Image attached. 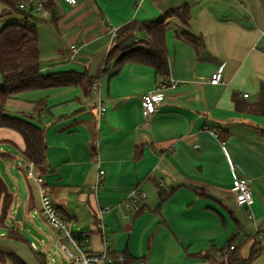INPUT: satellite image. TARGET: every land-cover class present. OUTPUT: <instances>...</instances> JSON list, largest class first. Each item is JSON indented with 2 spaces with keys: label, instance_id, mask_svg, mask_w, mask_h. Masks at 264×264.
Listing matches in <instances>:
<instances>
[{
  "label": "crops",
  "instance_id": "0c3cea01",
  "mask_svg": "<svg viewBox=\"0 0 264 264\" xmlns=\"http://www.w3.org/2000/svg\"><path fill=\"white\" fill-rule=\"evenodd\" d=\"M49 3L47 18L22 14L30 23L33 18L34 24L52 25L61 39L62 47L48 60L40 39L41 72L85 73L92 87L25 91L10 98L6 110L45 131L46 160L34 164L33 172L42 177L71 231L87 237L85 249L99 252L107 242L110 254H127L136 264H223L219 252L230 245L242 260L254 250L258 258L264 247V0ZM183 7L189 10L188 24L167 17ZM162 19L168 77L140 63H129L119 73L106 70L113 28ZM215 72L221 74L219 84L210 83ZM170 80L178 81L175 88L168 86ZM155 88L162 89L165 100L145 118L142 97ZM24 149L19 132L0 128L1 165L15 181L9 186L0 166V177L14 195L7 213L0 208V251L16 253L27 264H43L40 253L54 264V244L65 255L63 234L36 212L40 187L28 177ZM8 163L24 174L25 186ZM100 170L104 175L95 190ZM235 176L250 179V206H237L231 192ZM28 180L37 187L36 201ZM136 191L146 194L138 201L140 211L124 205ZM33 231L45 234L41 250L29 238Z\"/></svg>",
  "mask_w": 264,
  "mask_h": 264
},
{
  "label": "trees",
  "instance_id": "16d2710c",
  "mask_svg": "<svg viewBox=\"0 0 264 264\" xmlns=\"http://www.w3.org/2000/svg\"><path fill=\"white\" fill-rule=\"evenodd\" d=\"M3 6L1 17L11 12L31 14L21 11L15 0H0ZM48 7L51 9V3ZM176 17L183 24L190 20L187 7L171 11L167 17ZM166 17V18H167ZM143 33V38H138L136 33ZM165 19L151 22H132L118 29L111 48L108 51L105 68L116 70L119 73L129 63L148 65L155 70L156 75L168 77L170 66L166 51ZM185 40L193 44L197 43L193 37L182 34ZM40 37L36 24L28 21L11 22L0 30V128L7 127L19 132L25 141L23 156L26 161L41 166L46 160L47 144L45 131L28 119L11 115L6 110L7 101L13 96L31 90L82 86L88 91L92 87V80L87 75L77 72H56L43 74L42 60L40 56ZM264 112V91L260 93ZM14 195L8 190L5 182L0 177V208L7 213L13 203ZM164 201V197L161 196ZM11 235H13L11 233ZM256 235H259V231ZM79 241L84 238L82 234H74ZM255 247V246H254ZM259 254V250L251 252L246 260L238 257L237 252L231 254L229 264H252ZM112 264H134V260L127 254L118 260L116 254H111ZM38 259L46 263L43 254L37 253ZM0 264H27L16 253L0 251Z\"/></svg>",
  "mask_w": 264,
  "mask_h": 264
},
{
  "label": "built area",
  "instance_id": "2783aa9c",
  "mask_svg": "<svg viewBox=\"0 0 264 264\" xmlns=\"http://www.w3.org/2000/svg\"><path fill=\"white\" fill-rule=\"evenodd\" d=\"M21 11L25 13L40 17L47 18L51 16V10L48 5L50 0H15ZM71 4L75 0H67ZM117 28L112 29V36L115 38L117 36ZM71 49L76 52L75 46H71ZM221 82L220 72H215L212 74L210 83L219 84ZM178 84L176 80H170L168 86L170 88H175ZM99 86L94 83L93 91L98 92ZM245 97L248 94L244 95ZM165 100V96L161 88H155L152 91L145 93L142 97V109L145 118L152 117L160 108ZM99 116L102 117L106 108L103 104L99 108ZM34 163L30 162L28 164V177H30L39 187H40V202L41 206L38 211L39 214L44 216L47 222L58 229L63 234L64 242L60 245L61 251L69 258L71 264H112L113 258L108 251L107 242H105V248L102 251H88L85 246L88 244L87 237L82 240L75 238L74 233L70 229V221L64 219L58 208L54 205L52 197L50 196V191L47 187L43 185V179L38 174L33 172ZM104 171H99V178L96 186L93 189H97L102 183V178ZM231 192L235 198L237 206H250L253 202V193L250 188V179L243 176H235L232 180ZM146 194L144 192H134L125 201V206L127 209H134L135 211H140L142 205H139L138 201L145 200ZM258 231H256L255 235ZM236 250L235 245H230L227 248L221 250L219 255L223 260V264H229V258L231 253ZM118 260H122V255H117ZM136 264V263H134ZM138 264H145L144 261H140Z\"/></svg>",
  "mask_w": 264,
  "mask_h": 264
},
{
  "label": "rangeland",
  "instance_id": "374dc122",
  "mask_svg": "<svg viewBox=\"0 0 264 264\" xmlns=\"http://www.w3.org/2000/svg\"><path fill=\"white\" fill-rule=\"evenodd\" d=\"M2 13H3V6L0 3V30L8 23H11V22H21L22 23L25 21V19L23 18V15L20 13L11 12L9 15L1 17ZM33 17H35V16L33 15ZM30 21H31V23L35 22V19L30 18ZM36 26H37L38 31L40 32L39 37L42 41V56H43V59H47L48 54L53 52L55 50V48L58 49V47H60V46L62 47L61 39H60L59 35L56 33V31L52 25H48L45 22L37 21ZM1 80H2V75L0 72V81ZM2 162H3L2 159H0V166H1L2 173L4 174V177L6 179V183L9 186L13 187L15 181H14L12 176H10V175H9L10 177L6 176L7 174L4 170V166L1 165ZM8 164H9L8 169L11 170V173H13L15 176H17L19 178V181H20L22 186H25L24 174L22 172L18 171L17 169H15L13 164H11V163H8ZM29 185L31 187L32 196L34 197L33 199L36 201L35 198H36V193H37V189H36L37 187L34 186L33 183H31L30 181H29ZM37 210L38 209H36V212L38 213ZM35 221L37 224H39L41 226L44 233H47L50 231V228L45 223H43L44 222L43 219L37 218ZM31 233L32 234L29 235L30 236L29 238L32 241H35L37 244V248L39 250H41L43 247L41 244V240L43 239V242H47L45 234L38 232V231H33ZM52 252L55 253V254H53L55 257L54 264H70L69 259L65 255H63L62 253H60L58 251L57 245L54 244L52 246ZM252 264H264V247H263V250L261 251L260 256L258 258H256Z\"/></svg>",
  "mask_w": 264,
  "mask_h": 264
},
{
  "label": "water",
  "instance_id": "95a60500",
  "mask_svg": "<svg viewBox=\"0 0 264 264\" xmlns=\"http://www.w3.org/2000/svg\"><path fill=\"white\" fill-rule=\"evenodd\" d=\"M21 214H22L21 208H19L18 211H17V214H16V219L19 220L21 218Z\"/></svg>",
  "mask_w": 264,
  "mask_h": 264
}]
</instances>
